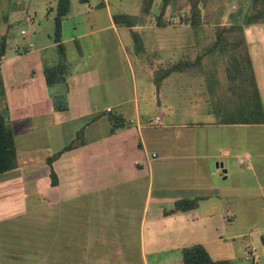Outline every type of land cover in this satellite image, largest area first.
<instances>
[{
  "label": "crops",
  "instance_id": "1",
  "mask_svg": "<svg viewBox=\"0 0 264 264\" xmlns=\"http://www.w3.org/2000/svg\"><path fill=\"white\" fill-rule=\"evenodd\" d=\"M69 1L57 44L58 0H0V115L11 128L17 156L15 169L0 173V221L29 224L24 240L0 231V264H183L182 249L194 245L218 261L211 248L232 224L224 202L236 199L238 190L225 184L228 164L216 165L220 183L209 180L208 162L216 156L209 154L205 129L264 124H220L225 114L240 119L239 111L220 104L223 97L235 103L229 89L239 78L230 77L231 66L215 77L211 66L217 58L210 53H221L213 50L215 34L192 33L191 39L168 22L159 27V0L149 14L142 13V0H130V14L118 7L136 18L131 28L115 22L111 0ZM260 27L244 29L242 48L264 110ZM228 46L224 51L230 54ZM179 62L196 64L165 73ZM59 63L66 66L65 81L48 86L44 70ZM194 78L202 89L194 91ZM210 94H219L214 106ZM183 95L190 104L178 116L167 97L180 101ZM58 97L65 111L56 109ZM111 115L124 125L114 132ZM198 115L207 122H194ZM80 132L82 143L76 144ZM233 151L224 158L238 160Z\"/></svg>",
  "mask_w": 264,
  "mask_h": 264
},
{
  "label": "rangeland",
  "instance_id": "2",
  "mask_svg": "<svg viewBox=\"0 0 264 264\" xmlns=\"http://www.w3.org/2000/svg\"><path fill=\"white\" fill-rule=\"evenodd\" d=\"M110 3L112 10L116 15L123 14V12L122 14L120 13V9H118V7L124 8L122 10L125 12L127 11L124 14H130L129 12L135 10V8L129 7V5L131 7H135L134 3L130 2V0H122L121 6L119 4V0H111ZM179 4L185 5L186 1L180 0ZM171 9L176 10V13H174L179 21L185 19L183 18V15L185 17V12L188 11L187 9L185 12H183L184 10L182 8L172 7ZM238 10H241L242 14L251 12V0H206V7L203 10V20L201 26L199 25L198 27L192 29L186 25L182 26L180 24H176L175 21L172 20L169 22V27L179 33L184 32L189 33V35L191 34L189 36L191 39L193 38L192 33L198 35L199 37H201V35H203V37H206V35L212 36L214 35V32H220L221 29L226 28L225 26L230 24L229 16L236 13ZM157 11L158 10L156 9L154 22H156ZM169 14L172 15L170 10L169 13H166V15L162 17V22L167 23L166 19ZM258 24H261L260 30H264V23ZM247 27L249 28L251 26ZM247 27H244V29ZM21 28L26 27L21 25ZM255 30L259 29L255 28ZM203 42L205 43L206 40L204 39ZM198 47H201V43H199V45H195V48ZM243 54V50H241V52L239 50L234 52L231 51L230 54L227 52L218 53V51L211 52V57L217 58L215 60L216 65L212 64L211 66L215 77H218V75L222 76L224 74L225 67L229 68L230 63L228 61L230 55L242 56ZM220 56L226 60L224 62L223 60H219ZM175 76L180 77L178 75ZM195 81L197 82L192 84L194 91L202 89L197 86L199 84V80L195 79ZM188 92H190V89H188ZM167 93V95H170V92ZM218 95L219 94L209 95L210 106H214L213 104L216 103V99H220ZM182 97L184 98L180 101L167 97L170 101L173 100L174 109H177L175 112H177L176 115L178 116H181L180 113H183L182 110L190 104L189 98L185 95ZM198 113L201 114L200 112ZM235 116L240 117V119H250L248 112L238 113ZM203 119H205L204 115H198L195 116L193 120L194 122H207ZM184 120L187 122L192 119L184 118ZM181 122H183V117L177 119L176 124ZM200 128H198V130ZM213 128L214 129H205V131H210L208 133L211 141L209 154L216 156V158H212L208 162V178L209 180H215L220 183L221 181L218 175L220 170H218L216 165L221 163L224 165L228 164L231 170V175L225 184L235 186L238 191L236 199L224 202L227 212L226 218H231L232 224L227 228V231L221 241L218 244H214V247L211 248L213 249L212 256L218 261H228L230 264H264V245L262 244L261 237V235L264 234V128L257 126ZM231 135L235 136V141L231 138ZM233 150L238 152L240 156L238 160L242 159V165L237 164L238 160L228 161V159L224 158L225 153L230 152L232 154V152H234ZM202 154H206V152H196L197 156ZM243 155H248L250 159ZM249 166L252 167L253 171L248 170ZM204 168H206V165H204ZM253 176L257 179H254ZM28 227L29 224L26 223V220L24 222L23 220L15 222L12 218H7L5 221H0V231L13 232V238H17V240H24L25 237H29ZM248 248L254 249V259L248 258L245 255L246 249ZM150 264H152V262Z\"/></svg>",
  "mask_w": 264,
  "mask_h": 264
},
{
  "label": "trees",
  "instance_id": "3",
  "mask_svg": "<svg viewBox=\"0 0 264 264\" xmlns=\"http://www.w3.org/2000/svg\"><path fill=\"white\" fill-rule=\"evenodd\" d=\"M180 0H159V4L156 5L157 11V25L161 27L162 25H167L162 22V17L169 13V10L172 12V15L169 14L167 17V22L169 24L170 21H175L176 24H180L182 26L186 25L192 29L202 25L203 20V10L206 7V0H185L186 4H179ZM154 0H142V13L149 14L152 10ZM177 5V8H182L185 12V8L187 10L185 12V17L183 15V20H178L177 16H175V11L170 6ZM252 10L251 12H247L242 14L241 10H238L236 13L231 14L229 16L230 24L225 26L226 28L221 29L220 32H214L215 34V45L214 49L220 50L223 52L225 49L230 48L228 45H231L232 51L243 50V55H233V63H230L231 69L228 70V74L230 77L235 79L239 78L237 82L234 84V88H230L229 90L234 93V104L230 105L227 103L228 98L223 97L221 99V109L228 110V108H234L239 113L248 112L250 115V119H238L233 120L230 118L229 114H225L224 118L220 120V124L223 125H263L264 124V110L261 103V99L259 93L256 88L255 80L252 76L251 64L249 59H247V52L242 48L243 40V32L244 27L256 25L258 23H264V0H251ZM70 9V1L69 0H58L57 2V11L54 18V42L59 43L61 38V22L63 18H65ZM175 12V13H174ZM170 17L172 20H170ZM114 20L117 24H124L128 28L133 27L135 17L128 15H117L114 17ZM133 35V33H132ZM134 37V35H133ZM228 47H227V46ZM0 57L4 52V41H2L0 46ZM59 50L63 53L62 46L59 45ZM225 50V51H226ZM224 51V52H225ZM235 57H239L235 58ZM246 57V58H245ZM196 63H187L182 62L178 63L175 66L166 70V74H170L171 72H184L185 70L191 69L195 66ZM66 66L64 63H59L56 66L46 68L44 70L45 80L48 86H51L56 83L64 82L65 79L63 75L65 74ZM234 73V74H233ZM161 80V79H159ZM1 81H0V89H1ZM55 107L58 111H65L66 104L62 97L56 98ZM109 120L111 122V132H114L118 128H121L123 121H121L118 117L110 116ZM94 118H91L90 122H93ZM82 132H80L76 137V144L82 143ZM78 142V143H77ZM73 145H70L64 149V151L69 150ZM60 155L51 157L48 159L47 163L51 166L52 162ZM16 150L13 139V133L11 128L6 123L3 116L0 115V173H4L10 170L15 169L16 167ZM51 178L54 179V174L51 171ZM54 183V180H53ZM181 204L177 205V208L180 207ZM182 261L183 264H230L228 261H213L205 248L202 245H194L190 247H186L182 249Z\"/></svg>",
  "mask_w": 264,
  "mask_h": 264
},
{
  "label": "built area",
  "instance_id": "4",
  "mask_svg": "<svg viewBox=\"0 0 264 264\" xmlns=\"http://www.w3.org/2000/svg\"><path fill=\"white\" fill-rule=\"evenodd\" d=\"M170 20H172V19H170ZM154 157V156H153ZM253 253H254V249H250V248H248V249H246V252H245V255L248 257V258H251V259H254V255H253Z\"/></svg>",
  "mask_w": 264,
  "mask_h": 264
},
{
  "label": "water",
  "instance_id": "5",
  "mask_svg": "<svg viewBox=\"0 0 264 264\" xmlns=\"http://www.w3.org/2000/svg\"><path fill=\"white\" fill-rule=\"evenodd\" d=\"M224 173H226V171H225V170H223V171H222V174H224Z\"/></svg>",
  "mask_w": 264,
  "mask_h": 264
}]
</instances>
